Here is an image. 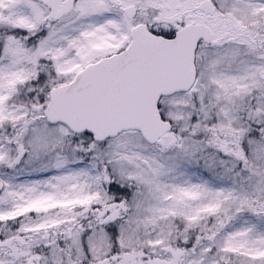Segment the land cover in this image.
I'll list each match as a JSON object with an SVG mask.
<instances>
[{
    "label": "rangeland",
    "instance_id": "1",
    "mask_svg": "<svg viewBox=\"0 0 264 264\" xmlns=\"http://www.w3.org/2000/svg\"><path fill=\"white\" fill-rule=\"evenodd\" d=\"M158 1L74 0L55 22L49 8L37 0H0V177L6 183L0 230L6 243L13 246L10 238L16 236L35 245L39 234L60 228L74 234L88 218L93 230L83 241L71 238L67 243L73 251H82L74 254L75 264H87L83 255L94 264H264V136L259 133V141L250 138L230 107L232 96L247 92L256 98L237 101L246 110L258 109V125L264 131V54L255 50L248 57L244 48L260 38L264 51V0H212L216 12L209 15L202 10L204 0ZM130 6L137 8L133 19L124 12ZM140 22L165 33L205 22L215 32L213 44L198 53L197 87L163 101L165 118L176 123L177 141L150 145L129 130L97 145L70 135L61 125H50L44 108L52 87L72 80L101 55L125 47L131 27ZM43 25L52 31L36 45L28 42L30 37L26 42L19 36ZM227 33L231 43H224ZM244 118L253 125L247 111ZM230 129L248 154L250 168L258 166L253 178L244 172L237 174L242 180L227 178L197 163L199 146L210 149L215 145L210 138L220 130L224 139ZM228 139L230 145L232 137ZM188 145L184 157L169 153ZM82 147L86 154L78 155ZM30 148L28 163H46L48 157L47 165L26 169L23 158ZM245 181L253 184L245 187ZM31 212L42 217L31 221ZM127 221L136 227L137 237L146 230L147 251L136 254L127 230L121 241L133 251L113 253L110 234L102 226ZM204 229L212 234L209 243H199V236L195 248H186L187 237ZM134 242L137 250L143 247L140 238ZM51 254L53 260L61 259L60 253Z\"/></svg>",
    "mask_w": 264,
    "mask_h": 264
},
{
    "label": "water",
    "instance_id": "2",
    "mask_svg": "<svg viewBox=\"0 0 264 264\" xmlns=\"http://www.w3.org/2000/svg\"><path fill=\"white\" fill-rule=\"evenodd\" d=\"M40 1L49 6L54 19L61 17L63 2H72ZM204 11H215L211 1L205 3ZM134 15L132 11L130 17ZM131 33L127 49L87 65L72 82L51 91L46 108L51 123L63 122L73 132L92 133L98 140L136 129L149 143L171 130L159 113V100L191 88L197 74L198 43L209 41L212 31L205 24H192L174 38H165L140 24ZM3 189L0 179V194Z\"/></svg>",
    "mask_w": 264,
    "mask_h": 264
},
{
    "label": "trees",
    "instance_id": "3",
    "mask_svg": "<svg viewBox=\"0 0 264 264\" xmlns=\"http://www.w3.org/2000/svg\"><path fill=\"white\" fill-rule=\"evenodd\" d=\"M154 11H158L154 9ZM48 31H52V29L48 28L46 25L40 26L34 32H26L20 33L19 36L22 39H29V43L37 44L38 41H41L45 38ZM42 69L43 63H40ZM33 85V89H34ZM31 96V95H30ZM241 118L244 119V116L241 115ZM258 124V120L255 121ZM262 131V129H260ZM231 132L224 133V135H229L226 138L219 137L210 138L209 141L212 143L215 142L210 149L202 148L200 152V157L203 158L202 161L209 164L213 169L221 170V161L225 162V165L222 166V171L225 174H242L243 172L248 176H253L252 170H254L258 166H252L250 168V160H247L248 154H246L243 150V146L240 147L238 145V140L234 135L230 134ZM223 137V136H222ZM232 137V142L229 145V139ZM244 146L245 142H244ZM191 147L188 146L187 150H190ZM178 151H184L180 149ZM185 152V151H184ZM78 155H85L84 147L77 149ZM201 160V159H200ZM260 169L263 166L259 167ZM253 178V177H251ZM247 187L253 184V182H244ZM257 197H255V200ZM261 202H264V199L260 198ZM264 209V207L262 208ZM2 224L1 226H3ZM90 229L88 227H78L77 234L83 237L85 234L88 233ZM103 230L110 231L109 234L111 236L115 235V232L111 228V226L106 225L103 227ZM0 264H73L74 254L70 250L66 249V241L64 240V236L62 235L63 232L60 234L52 236L50 239L48 238V234H42L39 236V240L37 244L31 245L32 243H28L27 239H23L18 241L16 236L10 238V241L13 246H11L8 242L6 243L5 233L3 230H0ZM15 235V234H13ZM66 239V238H65ZM202 240L205 241L206 239L202 237ZM17 241V242H16ZM68 241V240H67ZM193 245L197 246V241L195 237H190V241L188 243V249L191 250ZM55 252H59L63 255L60 261L52 262L50 261L49 252L53 250ZM73 253V254H72ZM78 253H82L78 251ZM83 257V262L87 264H91V260L87 258L85 255Z\"/></svg>",
    "mask_w": 264,
    "mask_h": 264
}]
</instances>
